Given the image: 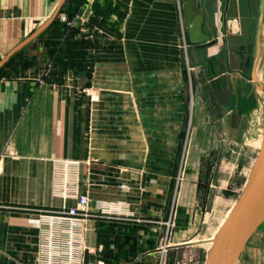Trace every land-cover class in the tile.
Segmentation results:
<instances>
[{"label": "crops", "instance_id": "0c3cea01", "mask_svg": "<svg viewBox=\"0 0 264 264\" xmlns=\"http://www.w3.org/2000/svg\"><path fill=\"white\" fill-rule=\"evenodd\" d=\"M177 10L176 0H0V264L206 260L216 233L208 236L199 202L206 149L190 144L175 163ZM230 120L221 115L216 127ZM58 160L78 162L89 198L70 253L41 217L76 204L54 193Z\"/></svg>", "mask_w": 264, "mask_h": 264}, {"label": "rangeland", "instance_id": "374dc122", "mask_svg": "<svg viewBox=\"0 0 264 264\" xmlns=\"http://www.w3.org/2000/svg\"><path fill=\"white\" fill-rule=\"evenodd\" d=\"M176 1L182 33L177 57L178 77L182 79L179 93L184 100L182 118L177 120L176 170L188 145H203L206 154L200 160L199 202L202 221L211 236L241 193L259 150L256 140H248L257 139L264 127V51L260 46L264 40V0H209L217 37L214 42L204 43L200 51L188 44L183 0ZM205 29L209 30L208 25ZM231 77L237 81L234 85H229ZM230 91H234L232 97ZM243 111L248 123L239 143L234 133ZM224 114L231 116V127L225 125L221 131L216 124ZM249 131L254 133L249 135ZM263 229L264 222L245 245L237 264H264ZM210 245L211 240L208 250Z\"/></svg>", "mask_w": 264, "mask_h": 264}, {"label": "water", "instance_id": "95a60500", "mask_svg": "<svg viewBox=\"0 0 264 264\" xmlns=\"http://www.w3.org/2000/svg\"><path fill=\"white\" fill-rule=\"evenodd\" d=\"M196 2L197 0L182 2L183 26L187 31L189 43L193 46L214 42V37L217 36L215 23L209 17L205 0L203 7L205 15L195 11ZM205 19L213 30L212 34L203 30ZM43 28L44 26L40 30ZM21 46L22 44L12 50L8 57ZM247 120V114H242L236 138L239 143L247 127ZM263 221L264 137L241 193L211 240L204 264H237L245 245Z\"/></svg>", "mask_w": 264, "mask_h": 264}, {"label": "built area", "instance_id": "2783aa9c", "mask_svg": "<svg viewBox=\"0 0 264 264\" xmlns=\"http://www.w3.org/2000/svg\"><path fill=\"white\" fill-rule=\"evenodd\" d=\"M58 17L67 25L72 24V21L65 13H59ZM89 97L91 101H96L98 99L93 93H89ZM78 169L77 161L58 160L56 162L57 174L53 188L54 193L61 196L63 199H75L76 204L73 206H64L61 210L54 213H44L41 215L43 221L48 224L49 232L57 230L67 237L66 243L69 253L72 249L74 235L77 233L78 228L81 229L89 205L87 193H82L80 191ZM49 238L50 233L48 235V239ZM48 262H50V260H48Z\"/></svg>", "mask_w": 264, "mask_h": 264}, {"label": "flooded vegetation", "instance_id": "af4514ba", "mask_svg": "<svg viewBox=\"0 0 264 264\" xmlns=\"http://www.w3.org/2000/svg\"><path fill=\"white\" fill-rule=\"evenodd\" d=\"M203 7H204V0H197V2H196V4H195V6H194V9H195V11L196 12H202L204 15H205V13L203 12ZM205 7H206V9H207V11H208V14H209V17H210V6H209V0H205ZM211 18V17H210ZM212 20V19H211ZM213 21V20H212ZM209 23H208V21L205 19V22H204V24H203V27H204V25H208ZM209 27V26H208ZM211 27V26H210ZM209 27V31H211V32H209V33H211L212 34V28H210ZM185 29V28H184ZM203 30H204V28H203ZM186 31V30H185ZM187 32V31H186Z\"/></svg>", "mask_w": 264, "mask_h": 264}, {"label": "bare ground", "instance_id": "6f19581e", "mask_svg": "<svg viewBox=\"0 0 264 264\" xmlns=\"http://www.w3.org/2000/svg\"><path fill=\"white\" fill-rule=\"evenodd\" d=\"M248 117V115H247ZM247 123H248V120H247ZM247 128V127H246ZM246 130V129H245ZM263 137H264V127L261 128L260 132H259V135L257 136V139L253 138V139H249L248 142L249 143H252L254 140H256V146H258V149L260 148L261 146V143H262V140H263Z\"/></svg>", "mask_w": 264, "mask_h": 264}]
</instances>
